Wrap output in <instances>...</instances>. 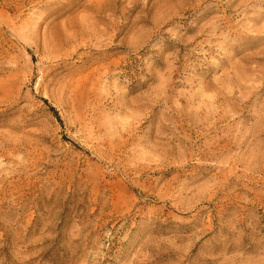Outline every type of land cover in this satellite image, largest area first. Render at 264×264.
<instances>
[{"label":"rangeland","instance_id":"rangeland-1","mask_svg":"<svg viewBox=\"0 0 264 264\" xmlns=\"http://www.w3.org/2000/svg\"><path fill=\"white\" fill-rule=\"evenodd\" d=\"M258 15L0 0V264H264Z\"/></svg>","mask_w":264,"mask_h":264},{"label":"bare ground","instance_id":"bare-ground-1","mask_svg":"<svg viewBox=\"0 0 264 264\" xmlns=\"http://www.w3.org/2000/svg\"><path fill=\"white\" fill-rule=\"evenodd\" d=\"M258 17H260V15H258L257 17H251V18L247 19V22L250 24H246L247 27L249 29H251V31H256V33H254V37H253L254 39L259 38V37H263V35H264V29H259V30L254 29V25L258 22Z\"/></svg>","mask_w":264,"mask_h":264},{"label":"trees","instance_id":"trees-1","mask_svg":"<svg viewBox=\"0 0 264 264\" xmlns=\"http://www.w3.org/2000/svg\"><path fill=\"white\" fill-rule=\"evenodd\" d=\"M53 111V110H52Z\"/></svg>","mask_w":264,"mask_h":264}]
</instances>
